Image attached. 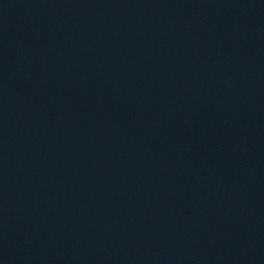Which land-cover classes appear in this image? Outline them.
<instances>
[{
    "label": "water",
    "instance_id": "obj_1",
    "mask_svg": "<svg viewBox=\"0 0 264 264\" xmlns=\"http://www.w3.org/2000/svg\"><path fill=\"white\" fill-rule=\"evenodd\" d=\"M0 264H264V0H0Z\"/></svg>",
    "mask_w": 264,
    "mask_h": 264
}]
</instances>
